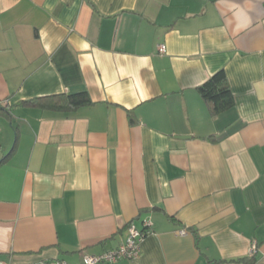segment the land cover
Here are the masks:
<instances>
[{"label": "crops", "instance_id": "1", "mask_svg": "<svg viewBox=\"0 0 264 264\" xmlns=\"http://www.w3.org/2000/svg\"><path fill=\"white\" fill-rule=\"evenodd\" d=\"M0 105V264H264V0H0Z\"/></svg>", "mask_w": 264, "mask_h": 264}, {"label": "trees", "instance_id": "2", "mask_svg": "<svg viewBox=\"0 0 264 264\" xmlns=\"http://www.w3.org/2000/svg\"><path fill=\"white\" fill-rule=\"evenodd\" d=\"M198 91L202 99L210 107L213 115H219L235 104V96L229 86L227 75L224 70L215 73L208 81L198 88ZM35 103L38 106L64 110L77 109L82 106L90 105L92 101L87 92H81L38 99ZM0 107L2 106L0 105Z\"/></svg>", "mask_w": 264, "mask_h": 264}, {"label": "built area", "instance_id": "3", "mask_svg": "<svg viewBox=\"0 0 264 264\" xmlns=\"http://www.w3.org/2000/svg\"><path fill=\"white\" fill-rule=\"evenodd\" d=\"M159 51L163 53L165 47H160ZM129 236L127 240L122 243L115 250L105 252L96 256H85L81 264H115L120 260H137L141 257L143 252V242L145 238L152 233V222L146 221L144 228L139 230L134 224L128 228ZM182 235L186 234L185 231L181 232ZM257 250V245L254 244L251 250V255H254ZM60 264V263H53Z\"/></svg>", "mask_w": 264, "mask_h": 264}]
</instances>
